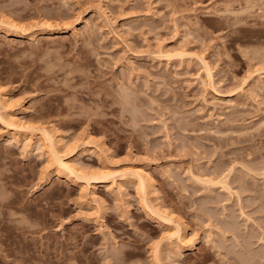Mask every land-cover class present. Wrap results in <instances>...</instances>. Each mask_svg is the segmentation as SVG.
<instances>
[{
	"label": "rangeland",
	"instance_id": "1",
	"mask_svg": "<svg viewBox=\"0 0 264 264\" xmlns=\"http://www.w3.org/2000/svg\"><path fill=\"white\" fill-rule=\"evenodd\" d=\"M0 19L23 27L0 23V234L33 256L10 264H264V0H0ZM40 128L104 180L57 169Z\"/></svg>",
	"mask_w": 264,
	"mask_h": 264
},
{
	"label": "bare ground",
	"instance_id": "2",
	"mask_svg": "<svg viewBox=\"0 0 264 264\" xmlns=\"http://www.w3.org/2000/svg\"><path fill=\"white\" fill-rule=\"evenodd\" d=\"M3 22L5 23V25H8V27L12 28V29H15L17 31L19 30H22L23 27L22 25L18 24L17 22L13 21V20H9V19H0V23ZM48 22V21H47ZM41 24V23H40ZM48 24V23H47ZM65 24V23H64ZM63 24V25H64ZM52 31V30H51ZM62 32L64 33L65 31H54L53 34H55V36H58L59 37V34H62ZM49 34V33H47ZM207 73L208 75H210V70L209 68L207 67ZM3 92V91H1ZM0 92V93H1ZM5 94V93H4ZM3 95V94H2ZM1 96V95H0ZM0 101H1V98H0ZM4 102V101H3ZM6 102V101H5ZM1 103V102H0ZM9 104V103H8ZM7 104V105H8ZM3 105V104H1ZM10 105V104H9ZM2 107H6L7 109V106L6 104L4 103V105ZM9 107V106H8ZM9 116V120L6 121L8 125H10L14 130H32V126H29V125H25L24 123L23 124H18L17 122L15 123L12 119H13V114H8ZM2 119V118H0ZM20 123V122H19ZM22 123V122H21ZM42 128V127H41ZM38 129L40 130V137L43 139V141L45 142V146L47 148V153H48V159H49V162L51 161L52 163H54V165L56 166L57 169L59 170H64L66 171L68 174L70 175H73L78 178H85L87 180H104L105 178V175H103V173L101 175H95L94 173L92 174H89V173H84V172H81V170L79 169V167L77 168L71 161H70V157L68 156V153H61L58 148H56V145L59 144L61 142V139L60 138H56L54 139L53 137V134L47 132L45 129ZM34 129V128H33ZM45 148V147H44ZM69 150V149H68ZM70 151V150H69ZM80 170V171H79ZM133 175H135L134 177H136V180H137V185H138V188L140 191L144 192V188H145V177L143 175V172H141L140 170H132L131 172ZM131 174V175H132ZM106 175L108 176L109 173H106ZM122 175V174H121ZM224 175V174H223ZM106 176V177H107ZM135 180V181H136ZM207 181V180H206ZM216 181V180H215ZM218 182V180H217ZM216 182V183H217ZM208 183V182H207ZM224 184V183H222ZM149 186V185H148ZM3 203V204H6L4 202V198H0V204ZM145 205L146 202H145ZM149 207L148 210H150L151 212H153L154 214H156L158 217H160L161 219L164 220H167L169 222H172V219L170 216H168L166 214V212L162 211L160 208L158 207H155V208H152V206L150 207L149 205H147ZM152 213V214H153ZM168 222V223H169ZM172 224V223H171ZM176 225V224H175ZM179 230V228H178ZM173 235V234H172ZM174 235L176 236H179V232L176 231L174 233ZM171 237V236H170ZM179 238V237H178ZM181 238V237H180ZM156 253V252H155ZM33 256H30V255H25V254H17L15 253L13 250L7 248V244H6V241L5 239L3 238V236L0 234V264H10V263H13L16 259L17 260H21V261H26V260H30Z\"/></svg>",
	"mask_w": 264,
	"mask_h": 264
}]
</instances>
